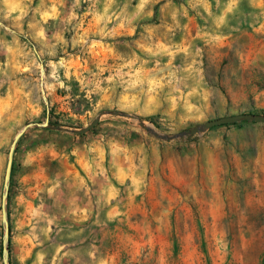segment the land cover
I'll use <instances>...</instances> for the list:
<instances>
[{
    "label": "rangeland",
    "instance_id": "374dc122",
    "mask_svg": "<svg viewBox=\"0 0 264 264\" xmlns=\"http://www.w3.org/2000/svg\"><path fill=\"white\" fill-rule=\"evenodd\" d=\"M243 113L264 0H0V264L44 122L9 264H264V123L160 138Z\"/></svg>",
    "mask_w": 264,
    "mask_h": 264
},
{
    "label": "water",
    "instance_id": "95a60500",
    "mask_svg": "<svg viewBox=\"0 0 264 264\" xmlns=\"http://www.w3.org/2000/svg\"><path fill=\"white\" fill-rule=\"evenodd\" d=\"M41 73H44L43 69L41 68ZM42 97L44 101H46V96L44 91L42 90ZM103 113H101L98 117H96L93 121H91L87 126L79 128V129H70L68 130L69 132L76 134V135H82L87 132H89L92 128H94L99 120L100 116ZM109 114L116 115V116H125L124 113H120L117 111L110 112ZM239 122H261L264 123V115H258V114H252V113H243V114H238V115H231V116H225V117H220L216 119H212L209 121H206L202 123L201 125L196 126L195 128L191 129L188 132L180 133L177 135H174L172 137L169 136H161L160 138L162 139H173V138H178L183 135H196V134H202L209 129L220 126V125H227V124H234V123H239ZM140 126L143 128L144 125L142 121H139ZM34 128V129H46V130H52V131H64L65 128L60 127V126H55V125H50L47 122L44 123H30L27 124L23 127L19 133L15 136L13 139L11 146L9 148L8 152V157H7V163H6V168H5V173H4V178H3V193L1 197V219H2V224H3V237H2V263L3 264H9V224H8V214H7V197H8V191H9V186H10V178H11V168H12V163H13V158H14V151L16 144L19 140V138L24 134L25 131ZM155 136L158 137L157 134Z\"/></svg>",
    "mask_w": 264,
    "mask_h": 264
},
{
    "label": "trees",
    "instance_id": "16d2710c",
    "mask_svg": "<svg viewBox=\"0 0 264 264\" xmlns=\"http://www.w3.org/2000/svg\"><path fill=\"white\" fill-rule=\"evenodd\" d=\"M150 120V119H149Z\"/></svg>",
    "mask_w": 264,
    "mask_h": 264
}]
</instances>
